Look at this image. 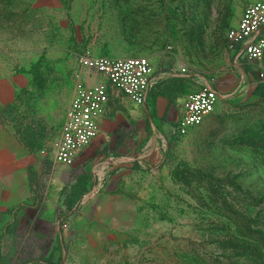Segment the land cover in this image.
Returning a JSON list of instances; mask_svg holds the SVG:
<instances>
[{"label":"rangeland","instance_id":"374dc122","mask_svg":"<svg viewBox=\"0 0 264 264\" xmlns=\"http://www.w3.org/2000/svg\"><path fill=\"white\" fill-rule=\"evenodd\" d=\"M257 1L0 0V264L50 248L40 237L53 216L68 231L64 264H264V62L263 76L242 72L227 41ZM88 55L154 57L166 83L188 93L213 83L224 98L185 136L181 108L160 118L153 101L141 145L155 148L139 153L141 164L116 163L109 129L103 149L87 148L69 169L55 163V145L75 85L107 83L82 69ZM124 118L109 110L103 121ZM93 172L103 186L63 210ZM8 236L16 251L3 256Z\"/></svg>","mask_w":264,"mask_h":264},{"label":"built area","instance_id":"2783aa9c","mask_svg":"<svg viewBox=\"0 0 264 264\" xmlns=\"http://www.w3.org/2000/svg\"><path fill=\"white\" fill-rule=\"evenodd\" d=\"M229 52L236 66L248 68L251 73H261L264 62V2H252L243 11L238 24L227 33ZM82 69L105 76L107 83L89 86L78 80L67 109L61 136L55 145V163L66 168L76 165L79 153L97 138L100 122L109 105L108 83L120 90L136 106H145L152 87L154 67L147 57L130 58L92 57L80 60ZM181 68V76L188 74ZM221 95L213 83L202 85L189 92L183 104L177 133L185 136L202 126L213 114Z\"/></svg>","mask_w":264,"mask_h":264},{"label":"crops","instance_id":"0c3cea01","mask_svg":"<svg viewBox=\"0 0 264 264\" xmlns=\"http://www.w3.org/2000/svg\"><path fill=\"white\" fill-rule=\"evenodd\" d=\"M147 58L153 65L154 71H156L153 77L154 86L150 91L147 105L141 107L136 106L120 90L108 83L109 105L106 115L108 114L109 110H116L120 116L123 115L125 118L123 120H118L112 123L103 121L106 116L102 119V121L100 122L99 134L96 138L97 141L95 143L92 142V144L89 146H92L90 154L96 156L99 151L103 149L105 144V136L107 135L106 131L109 129H113L115 130V132L113 133V142L111 144V149L117 153V157L115 158L116 163L123 166H126L129 163L134 164V162H138L139 164H141L142 157L138 156L139 153L141 151H144V149L151 148V150H154L155 148V146L151 144V141L147 142L145 145H141L143 138L148 135V131L151 127L150 124H148L147 121L143 119L144 111L150 113V106L152 105L153 101H155L156 109L159 112L160 118L163 116L169 106L179 107L181 108V112L183 111L182 107L188 94V89L183 88V85L178 81L166 83L165 81L167 79V76L164 73H158L159 62H157L154 57L150 58L149 56ZM236 67L244 73H246V69H248L241 66ZM176 76L183 77L181 75ZM215 88L221 95L222 100L224 96L220 88L217 85H215ZM152 128L156 131L162 130L168 132L171 126L166 122L154 120V122L152 121ZM153 134L155 133L153 132ZM130 151H134V156L138 157L128 158L127 154ZM83 152L84 150L79 153L77 161L82 156ZM88 175L90 176V180L87 186L88 190L91 187L96 188L103 186V184L101 183L100 175L96 174L95 172ZM62 179L66 182V179L64 177ZM48 209L57 212L58 206H56L55 208L50 207ZM62 209L67 211L68 213L75 211V209L69 210L67 206ZM60 220L61 219H58V217L53 216L47 218L46 221L42 223V225H44L45 227L44 230L46 231V233H43V235H41V241H51V247L48 249L32 250L28 254L22 256L16 264H55L61 257H63L62 264H64L66 262L65 257L67 256L64 245L68 231L61 228ZM9 251H16V239L11 236H8L3 242L2 255L6 256L7 254H9ZM19 253L20 250H18V256ZM10 264H15V262H12Z\"/></svg>","mask_w":264,"mask_h":264},{"label":"trees","instance_id":"16d2710c","mask_svg":"<svg viewBox=\"0 0 264 264\" xmlns=\"http://www.w3.org/2000/svg\"><path fill=\"white\" fill-rule=\"evenodd\" d=\"M90 180V176L88 174H84L80 179L77 180L76 185L73 186L71 193L68 195L65 205L69 210H73L78 207L83 196L87 192L88 183Z\"/></svg>","mask_w":264,"mask_h":264}]
</instances>
